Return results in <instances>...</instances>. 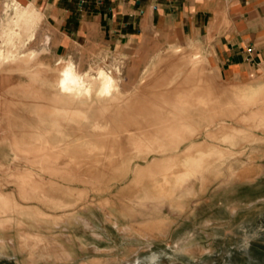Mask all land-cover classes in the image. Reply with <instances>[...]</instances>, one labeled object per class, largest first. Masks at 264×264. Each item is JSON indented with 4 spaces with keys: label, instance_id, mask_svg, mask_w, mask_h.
Masks as SVG:
<instances>
[{
    "label": "rangeland",
    "instance_id": "obj_1",
    "mask_svg": "<svg viewBox=\"0 0 264 264\" xmlns=\"http://www.w3.org/2000/svg\"><path fill=\"white\" fill-rule=\"evenodd\" d=\"M6 2L0 52L6 57L14 45L18 58L0 64V264H264V129L252 133L257 143H219L234 129L255 128L244 117L264 115V63L228 84L190 41L125 59L86 47L56 56L33 8L27 33L9 45L16 27ZM68 62L78 74L119 68L124 100L56 99L52 85ZM181 125L195 135L165 139ZM42 136L60 147L39 152ZM92 146L103 152L89 155ZM212 149L225 158L205 160L180 190L163 184L166 161L179 166Z\"/></svg>",
    "mask_w": 264,
    "mask_h": 264
},
{
    "label": "crops",
    "instance_id": "obj_2",
    "mask_svg": "<svg viewBox=\"0 0 264 264\" xmlns=\"http://www.w3.org/2000/svg\"><path fill=\"white\" fill-rule=\"evenodd\" d=\"M4 1V0H0ZM42 17L51 48H100L110 57L173 41L197 43L228 83L245 81L264 63V0H16ZM29 25H25L27 33Z\"/></svg>",
    "mask_w": 264,
    "mask_h": 264
},
{
    "label": "clouds",
    "instance_id": "obj_3",
    "mask_svg": "<svg viewBox=\"0 0 264 264\" xmlns=\"http://www.w3.org/2000/svg\"><path fill=\"white\" fill-rule=\"evenodd\" d=\"M29 9H32V4H28L26 7H24L17 3L16 0H11V3L6 2L4 4L5 16H7L10 11L14 13L13 23L15 24L16 29L20 28L21 22H23L25 25H29L33 22V19L37 14L35 11H29ZM19 35V31H12L8 33V43L11 45L12 37L19 38ZM14 52L15 46L13 45V52H9L6 57L4 56L3 52H0V60H3L4 63L14 62L18 58L13 54ZM35 56V52L30 53L28 54V59L33 60L35 59ZM19 58L23 59L24 57L21 56ZM195 59H199V57H196ZM62 63H64L63 60L58 61V66ZM75 67L76 66L73 63L69 62L62 70L58 72L59 79L54 85H52L53 89L58 91L59 93V96L56 97V99H59V97H69L71 98L72 102H84L86 100L89 103H101L108 106L119 105L121 101L124 100L125 94L121 93V89L118 86L120 81L116 78L120 74L119 68H110L108 70H105V68L94 69L89 67L88 70L83 74H78L75 71ZM26 75L31 76V73H26ZM258 94V92H254L253 97H246L245 99H247L248 102L251 103L254 97ZM107 111H109V108L105 107L104 112L106 113ZM243 122L245 124L249 122L254 123L255 128H249L247 130L234 129L230 136L222 137L219 143L228 144L230 145V148L234 149L235 147H237V138H242L243 142H248L249 139H251L253 143L260 142L252 136V133L264 129V115L253 113L249 117H244ZM93 130L99 132H107L108 128L107 126L100 127L99 125H97ZM184 133L195 135V132H193L190 128L181 125L180 127L176 128H168L165 132V139L179 141L182 143V137ZM45 135H51V133H46ZM41 141L44 142V148L39 149V152H44L47 148H51V150L55 152L57 148L60 147V145L52 147L47 143V141L44 140L43 136L39 138L37 143H40ZM148 150L149 152H151V148H149ZM159 151L164 152L166 151V149L162 146ZM185 151L191 152L193 151V148L189 147ZM97 152H103V149L92 146V150L89 152V155H94ZM242 154L243 153H237V155ZM213 156H218L220 160H223L225 158L222 151H220L219 149H212L207 154L197 153L195 158L187 159L179 166L173 160L166 161L164 174L161 177L163 184L169 185L171 181H174V188L176 190L182 189L190 181L197 178L201 169L203 168L205 160L211 159ZM44 159L47 160L49 159V157L45 156ZM181 168L183 169V171L179 170ZM4 214L7 215V212H5ZM4 223L11 224L13 223V221L11 219H8L4 221Z\"/></svg>",
    "mask_w": 264,
    "mask_h": 264
},
{
    "label": "bare ground",
    "instance_id": "obj_4",
    "mask_svg": "<svg viewBox=\"0 0 264 264\" xmlns=\"http://www.w3.org/2000/svg\"><path fill=\"white\" fill-rule=\"evenodd\" d=\"M15 27H16V26H15ZM24 30H25V24H24L23 22H21V24H20V28H19V29H16V28H15V31H19V33H20L19 37H21V35H22V31H24ZM7 39H8V37H7ZM28 39H29V38H28ZM7 41H8V40H7ZM8 44H9V43H8ZM9 45H10V44H9ZM8 53H9V52H8ZM8 53H7V54H8ZM7 54H6V55H7ZM26 61H27V60H26ZM28 61H30V60L28 59ZM68 63H69V62H68ZM68 63H66L65 66H66ZM0 64L3 65V64H5V63L3 62V60H0ZM6 65H7V64H6ZM65 66H64V67H65ZM64 67H63V68H64ZM1 68H2V67H1ZM3 68H4V66H3ZM63 68H62V69H63ZM128 102H129V101H128ZM185 111H186V110H185ZM161 119H162V118H161ZM170 122H171V121H170Z\"/></svg>",
    "mask_w": 264,
    "mask_h": 264
}]
</instances>
